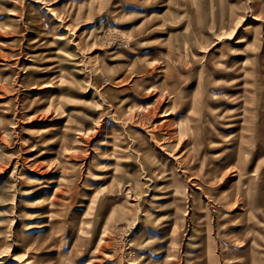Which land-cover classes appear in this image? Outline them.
<instances>
[{
    "label": "rangeland",
    "instance_id": "obj_1",
    "mask_svg": "<svg viewBox=\"0 0 264 264\" xmlns=\"http://www.w3.org/2000/svg\"><path fill=\"white\" fill-rule=\"evenodd\" d=\"M205 255L264 264V0H0V264Z\"/></svg>",
    "mask_w": 264,
    "mask_h": 264
},
{
    "label": "bare ground",
    "instance_id": "obj_2",
    "mask_svg": "<svg viewBox=\"0 0 264 264\" xmlns=\"http://www.w3.org/2000/svg\"><path fill=\"white\" fill-rule=\"evenodd\" d=\"M256 32H257V29H256ZM37 47V45H36V43H34V48H36ZM33 52H35V51H33ZM35 56H36V54H34ZM56 68V67H55ZM161 116H164V115H161ZM113 117V116H112ZM149 118V114H144L143 115V117H142V120H144V119H148ZM115 119V118H114ZM116 120V119H115ZM140 120V119H139ZM150 121V120H149ZM167 120H164V121H162V123L164 124V122H166ZM146 122V121H145ZM158 123V122H157ZM161 128V127H160ZM169 129V128H168ZM171 130V129H170ZM76 132H79L78 130L76 131ZM196 132V133H195ZM80 134V133H79ZM78 134V135H79ZM167 135H172L173 134V132H171V133H169V131H168V133H166ZM77 135V136H78ZM110 135V134H109ZM115 135V134H114ZM113 135V136H114ZM201 132L198 130V129H196V130H194V132H192V136L193 137H191V141H190V143L192 142V144L194 145V144H198L200 141H201ZM80 136H81V134H80ZM107 137V136H106ZM120 139V138H119ZM154 139H156V138H154ZM192 139H194L193 141H192ZM113 141V140H112ZM114 141H116V140H114ZM117 141H118V139H117ZM88 143V142H87ZM122 143V142H121ZM108 144V143H107ZM112 144V143H111ZM115 144V146H116V143H114ZM113 146V145H112ZM111 146V147H112ZM123 146V145H122ZM124 147V146H123ZM114 149V148H113ZM118 149V148H117ZM115 150H116V148H115ZM125 150V149H124ZM127 150V149H126ZM187 150H190V148H187ZM119 151H121V150H119ZM191 151L193 152V148H191ZM190 152V151H189ZM179 156V155H178ZM180 167V166H179ZM184 168V167H183ZM187 170H188V168H187ZM185 172H186V169L184 170ZM187 173V172H186ZM172 175V178L175 176V174L174 173H172L171 174ZM183 175V174H182ZM192 185H194V186H197V188H198V196H199V198H201V196H206L205 194H206V192L205 191H202V189H199L200 187H198V177L195 175V174H193L192 173ZM188 177H190V176H188ZM171 178V177H170ZM191 181V180H190ZM198 183H197V182ZM189 182V181H188ZM176 191V190H175ZM177 192V191H176ZM245 192V191H244ZM246 194V193H245ZM174 195H175V192L174 191H172V196L174 197ZM175 196H177V195H175ZM212 202H214V204H221V202H222V200H220V199H218V198H216V199H213V201ZM216 202V203H215ZM137 203V202H136ZM135 203H133V205H134ZM209 204V200L207 201V203H206V205H208ZM136 205V204H135ZM201 207H203V206H201ZM207 207H209V206H207ZM129 208V207H128ZM131 208V207H130ZM241 210H244V209H241ZM185 211V212H184ZM182 212H184V213H187V207H184V208H182ZM45 225H47V223L45 224ZM44 225V226H45ZM174 231L171 233V236H173V238H172V240H171V242H177V240H178V238L177 237H174ZM104 238H105V234H102V236L100 237V242H103L104 241ZM83 239L82 238H78V243L80 242V241H82ZM191 241V240H190ZM202 241H205V240H202ZM201 241V242H202ZM201 242H200V244H201ZM203 243V242H202ZM202 245V244H201ZM100 246V245H99ZM194 246V245H193ZM195 246H197V245H195ZM199 246V245H198ZM204 246V245H203ZM135 248V247H134ZM134 248H132L133 250H134ZM197 249H198V247H196ZM139 250V249H138ZM142 250V249H141ZM140 250V251H141ZM195 250V249H194ZM196 255H194L195 257H197V255L198 256H203V253H204V250H203V248L201 249V252L200 253H198V250H196ZM131 253V252H130ZM142 253V252H141ZM134 254V253H133ZM166 254V253H165ZM164 254V255H165ZM178 254V253H177ZM206 254V253H205ZM209 255V254H208ZM140 256V255H139ZM174 256H176V254H174ZM206 257H207V255H205ZM177 257V256H176ZM165 258V257H164ZM169 258V257H168ZM179 258V257H178ZM141 259H142V257H141ZM162 258H160V260H161ZM195 259V258H194ZM206 259V258H205ZM147 260V259H146ZM132 261V260H131ZM200 261V260H199ZM203 261V260H202ZM208 261H209V258L207 257V261L206 262H201V264H208ZM139 263V262H138ZM137 263V264H138ZM142 263V262H141ZM145 263V262H144ZM143 263V264H144ZM168 263V262H167ZM131 264H136V263H133V262H131ZM163 264V263H162ZM181 264V263H180Z\"/></svg>",
    "mask_w": 264,
    "mask_h": 264
}]
</instances>
